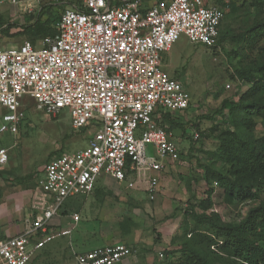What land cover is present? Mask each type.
<instances>
[{
	"label": "built area",
	"instance_id": "1",
	"mask_svg": "<svg viewBox=\"0 0 264 264\" xmlns=\"http://www.w3.org/2000/svg\"><path fill=\"white\" fill-rule=\"evenodd\" d=\"M33 2L58 4L62 11L56 33L38 44L25 39L6 45L0 38V133L18 132L26 99L51 115L67 111L75 130L89 125L95 131L85 147L46 164L44 188L51 200L19 234L0 240V264H30L44 246L69 235L71 229L54 219L67 199L92 193L102 177L125 181L148 170L146 192L155 200L164 161L177 150L164 114L177 120L191 105L183 82L161 68L163 54L182 34L216 46L228 7L226 0ZM8 161L9 150L0 148V167ZM72 217L79 220L78 213ZM135 251L117 242L75 258L77 264H119Z\"/></svg>",
	"mask_w": 264,
	"mask_h": 264
},
{
	"label": "rangeland",
	"instance_id": "2",
	"mask_svg": "<svg viewBox=\"0 0 264 264\" xmlns=\"http://www.w3.org/2000/svg\"><path fill=\"white\" fill-rule=\"evenodd\" d=\"M226 1L231 2V8L227 7L222 38L216 46L192 43L182 34L163 56L161 68L183 82L191 94V105L179 114L181 123L168 124L177 150L161 173V191L155 200H150L146 192L148 170H138L132 178L110 186L104 185L102 177L94 192L69 198L59 213L63 215L62 225L73 228L72 236L49 243L32 264H77L72 248L82 253L117 242L136 248L133 264H165L169 251H175L174 260H180L179 250L186 238L174 240V234L178 232L180 236L181 227L198 228L207 234L213 232L191 214L193 208L201 210L203 200L206 202L202 209L204 205L206 213H218L225 222L233 223L239 222L249 208L264 201L263 189L259 200L237 198L232 203L226 202L224 186L212 173H227L229 166L216 154L221 133L234 130L229 111H221V106L226 99L237 100L250 86L241 80L237 69L264 62V38L249 46L248 37L241 36L244 30L264 20V9L250 5L249 0ZM61 11L58 4L39 5L33 0H18L15 4L3 0L0 38L6 45H17L25 39L38 44L42 35L52 32ZM38 21L46 22V32L32 33L30 27ZM25 102L26 117L18 132L0 133V146L9 150L8 164L0 171V195L12 183L19 188L31 187L38 193L43 191L44 168L49 160L85 147L95 131L94 126L75 130L67 111L51 115L38 110L34 100ZM256 119L255 136L260 138L264 136V125ZM208 195L211 201H207ZM74 212L79 215L78 222L72 219Z\"/></svg>",
	"mask_w": 264,
	"mask_h": 264
},
{
	"label": "trees",
	"instance_id": "3",
	"mask_svg": "<svg viewBox=\"0 0 264 264\" xmlns=\"http://www.w3.org/2000/svg\"><path fill=\"white\" fill-rule=\"evenodd\" d=\"M217 2L226 5L225 0H217ZM251 3L259 9H264V0H249L250 5ZM228 7L231 8V2H228ZM30 30L38 34L46 32L48 28L45 21H38L30 27ZM55 33L56 26L51 33L42 35L41 38ZM221 35L220 30L222 38ZM244 35L249 39V46L263 39L264 20L244 30L241 36ZM30 41L37 44L33 40ZM262 72H264V62L237 69L241 80L247 81L250 86L237 100L226 99L221 106V111H229L234 130L221 133L220 148L216 154L219 160L229 166L227 173L218 171L212 173L224 186V199L229 203L237 198L241 201L259 200L260 192L264 189V136L260 138L255 136L258 125L256 117L264 125V73ZM25 117L26 113L19 123V129ZM180 118L179 114L177 120L170 113L164 114L165 122L168 121L172 125L181 123ZM207 201H211L210 195ZM205 202L203 200L200 203L201 210L191 209V214L197 222L211 227L212 234L201 232L198 228L187 230L186 226L181 227L178 231L182 234L180 236L178 232L174 234V240L186 238L184 246L179 250L180 260H174L176 252L169 251L165 257V264H264V201L249 208L245 216L235 223L225 222L218 213H206L204 205L202 209V204ZM188 235L190 238H187ZM214 245L218 249H213Z\"/></svg>",
	"mask_w": 264,
	"mask_h": 264
},
{
	"label": "crops",
	"instance_id": "4",
	"mask_svg": "<svg viewBox=\"0 0 264 264\" xmlns=\"http://www.w3.org/2000/svg\"><path fill=\"white\" fill-rule=\"evenodd\" d=\"M166 53H168V52H166ZM166 53H164L163 56ZM162 63H163V58H162ZM25 104H26V102H25ZM163 122L169 127L170 123L168 121L165 122L164 118H163ZM169 163H170V159H167L164 161L165 169L161 173H163L168 168ZM7 164L0 167V171L2 169H4ZM161 173H160V182L162 181L161 180ZM134 175H135V173L129 175L128 179L132 178ZM115 182H123V181H117L113 178H104V185L105 186H110L112 183H115ZM97 185H96V187H97ZM21 187L22 186H20V188H19V186H17L14 183L9 184V186H6L4 188L3 192L0 195V240L19 234L24 229L26 220L34 218L37 214H39L42 211V209L44 207H46L51 200L50 197L45 194V188H44L45 187V175H44L43 191L38 193L37 191L36 192L33 191L31 189V187H28V188H26L25 186L23 188H21ZM96 187L94 190H96ZM160 191H161V188L159 190V193H160ZM82 195H84V194H82ZM78 196H80V195H78ZM61 210H63V209H61ZM55 220H56V222H55ZM73 221L75 222L74 219H73ZM54 222L56 224H59L58 226L60 228L71 229V233L69 235L61 236V237H58L57 239L72 236L73 228L69 227L70 225H68V226L62 225V222H64L63 215L57 216L54 219ZM169 224H172V222H169ZM173 225H174V223H173ZM173 231L171 233H173ZM57 239H55L53 242H55ZM108 244H110V243H108ZM93 248H95V247H92L91 249H93ZM72 249H73L75 255L77 253H79V251H76V249H74V248H72ZM133 249L136 250L135 247H133ZM88 250H90V249L84 250L82 252H86ZM136 253H138L137 250L130 257L126 258L125 260H123L119 264H133V261H136L134 259L137 256Z\"/></svg>",
	"mask_w": 264,
	"mask_h": 264
}]
</instances>
